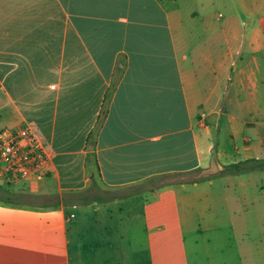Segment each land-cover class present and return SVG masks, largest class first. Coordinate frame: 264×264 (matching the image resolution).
I'll return each instance as SVG.
<instances>
[{
  "label": "crops",
  "instance_id": "0c3cea01",
  "mask_svg": "<svg viewBox=\"0 0 264 264\" xmlns=\"http://www.w3.org/2000/svg\"><path fill=\"white\" fill-rule=\"evenodd\" d=\"M26 123L50 162L0 182V264H264V0H0Z\"/></svg>",
  "mask_w": 264,
  "mask_h": 264
},
{
  "label": "built area",
  "instance_id": "2783aa9c",
  "mask_svg": "<svg viewBox=\"0 0 264 264\" xmlns=\"http://www.w3.org/2000/svg\"><path fill=\"white\" fill-rule=\"evenodd\" d=\"M49 162V152L28 123L0 130V179L4 183L17 184L40 175Z\"/></svg>",
  "mask_w": 264,
  "mask_h": 264
},
{
  "label": "trees",
  "instance_id": "16d2710c",
  "mask_svg": "<svg viewBox=\"0 0 264 264\" xmlns=\"http://www.w3.org/2000/svg\"><path fill=\"white\" fill-rule=\"evenodd\" d=\"M227 169L231 170H238L239 169V164H233L227 167Z\"/></svg>",
  "mask_w": 264,
  "mask_h": 264
},
{
  "label": "rangeland",
  "instance_id": "374dc122",
  "mask_svg": "<svg viewBox=\"0 0 264 264\" xmlns=\"http://www.w3.org/2000/svg\"><path fill=\"white\" fill-rule=\"evenodd\" d=\"M0 182L3 183V181L0 179Z\"/></svg>",
  "mask_w": 264,
  "mask_h": 264
}]
</instances>
